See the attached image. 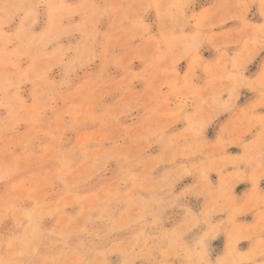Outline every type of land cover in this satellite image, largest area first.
<instances>
[{"label": "rangeland", "instance_id": "374dc122", "mask_svg": "<svg viewBox=\"0 0 264 264\" xmlns=\"http://www.w3.org/2000/svg\"><path fill=\"white\" fill-rule=\"evenodd\" d=\"M0 264H264V0H0Z\"/></svg>", "mask_w": 264, "mask_h": 264}]
</instances>
